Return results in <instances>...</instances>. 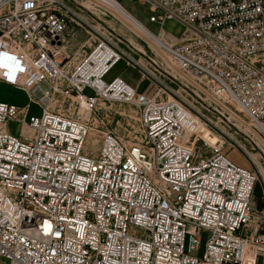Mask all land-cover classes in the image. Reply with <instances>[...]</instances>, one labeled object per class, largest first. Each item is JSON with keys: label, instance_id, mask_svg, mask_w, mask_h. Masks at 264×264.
Returning <instances> with one entry per match:
<instances>
[{"label": "built area", "instance_id": "2783aa9c", "mask_svg": "<svg viewBox=\"0 0 264 264\" xmlns=\"http://www.w3.org/2000/svg\"><path fill=\"white\" fill-rule=\"evenodd\" d=\"M140 2L161 26L155 35L139 21L143 38L264 145V0ZM78 4L0 0V53L23 69L0 67V85L29 99L26 108L0 101V264H246L250 250L261 262L264 233L245 235L254 170L227 157L226 139L211 146L203 138L212 122L191 103L159 101L161 87L148 96L124 78L108 81L124 53L75 14ZM169 20L186 27L184 42L161 39ZM83 24L92 48L64 71L66 34ZM64 97L68 109H50ZM101 101L137 106L144 142L99 130ZM32 105L40 116L30 115ZM12 123L26 133H12ZM94 132L103 139L90 145Z\"/></svg>", "mask_w": 264, "mask_h": 264}, {"label": "rangeland", "instance_id": "374dc122", "mask_svg": "<svg viewBox=\"0 0 264 264\" xmlns=\"http://www.w3.org/2000/svg\"><path fill=\"white\" fill-rule=\"evenodd\" d=\"M74 1L79 3L78 6L81 4V8L75 6L80 9L77 11L82 14V16L84 15V19H86V21L98 32L100 37L103 36L111 40L121 49H128L126 52L127 54L123 52L124 59L122 62L118 64L108 76V81L115 77H121L130 84L141 87L142 90L148 88V90L151 91V86H153L156 92L158 91V87H161L162 91L157 95L159 101L168 102L171 101L173 97H179L191 103L212 122V124H209L210 128H207L204 132L203 138L206 139L211 146L215 145L218 139H226L225 154L227 157L241 168L254 170L258 180L253 200V219L248 224L245 235L252 239L257 233H264V145L253 135L249 128L243 126L240 122L219 108L190 82L179 76L175 70V72H173L172 70L165 69L164 65L167 61L151 44H148L145 38L140 37L132 28L130 29L128 25L101 7L94 6L85 0ZM120 4L155 35L160 33L161 26L150 22L152 12L149 5L141 4L140 0H121ZM88 9L92 10V16H90L89 13L87 15L83 12H87ZM106 21L109 23H106ZM163 28L171 36L179 39H181L180 37L184 34L186 29L183 24L176 20L167 21ZM88 29L89 27L83 24L77 29L71 27L66 34L63 58H66V65L64 66L68 68V70L74 68L92 48L95 38L91 36ZM131 38L136 39L139 46H127ZM128 54L136 61H141L143 66L149 68L156 76L155 79L161 83L154 80V77L149 72H145L144 68H141L140 65L133 62ZM128 63H130V65H128ZM143 73L146 74V79L144 81L142 79ZM0 101L19 107H26L29 104V99L24 92L14 90L6 85H0ZM69 102H71V99H65L64 97L57 100V102H53L49 107L50 109L54 108L55 110L64 112L65 109H68L67 106ZM30 115L40 116V109L32 105ZM94 123L99 130L101 129L100 127H103L104 130L113 132L128 145L143 143L145 140V133L140 119V110L134 104L117 101H101ZM10 128L14 134H19L20 132L26 133V131L16 123H12ZM90 136H93L96 142H101L103 139L101 134L96 132L91 133ZM243 146L258 158L261 168L253 164L251 159L241 148ZM92 154L97 156V149H95ZM201 239V250L196 254L200 258L203 256L209 234L203 233ZM250 255H254L252 250H250ZM263 259L264 258H261V261H263ZM1 261L3 260L0 258V262Z\"/></svg>", "mask_w": 264, "mask_h": 264}, {"label": "bare ground", "instance_id": "6f19581e", "mask_svg": "<svg viewBox=\"0 0 264 264\" xmlns=\"http://www.w3.org/2000/svg\"><path fill=\"white\" fill-rule=\"evenodd\" d=\"M103 5L106 6V8H104L105 10H107L109 13L113 14L115 17H117L118 19H120L122 22H124L126 25H128L130 27V29L132 28L136 33H138L140 35V37H143V30L141 28V25H140V22L137 21L136 19H134L133 15H130L129 13H127L126 11L123 10V6L114 2L113 0H104V2H102ZM142 4V3H141ZM144 5V4H143ZM123 7V8H122ZM77 8V7H76ZM78 9V8H77ZM80 10V9H78ZM82 10V9H81ZM76 15L81 17L82 14H80L77 10L75 11ZM84 13H86L88 15V13L90 14V16H92L93 12L92 10L88 9L87 12L86 11H83ZM84 16V15H83ZM81 17V18H84V17ZM99 16V15H98ZM86 20V19H85ZM106 23H109L108 21H106ZM105 23V24H106ZM161 39L164 40L165 42H168L172 45H175V44H179V43H182L184 42L186 39H187V36H184L183 38L181 37V39L179 38H176V37H173L171 36L169 33H167L166 31H163L162 34H161ZM138 41L134 38H131L130 39V43L127 44V46H133V45H136V46H139ZM149 44V43H148ZM153 47V46H152ZM127 48L125 49H122V51L124 53L127 52ZM64 51H65V46H64ZM127 54V53H126ZM129 57L132 58V60L134 62H136L138 65H140L142 68L145 69V71L149 72L154 78H156V76L154 75V73L152 71H150L149 68H147L146 66H143V64H141V61H136L131 55L128 54ZM165 69L167 70H172L173 72H175L172 68V66L168 63V62H165ZM62 67H65L64 65H62ZM64 71L68 70V68H64L63 69ZM174 76V75H173ZM46 103V102H44ZM46 105V104H45ZM54 109V108H53ZM60 109V108H59ZM55 110V109H54ZM248 131V130H247ZM99 133V132H97ZM89 144L93 145V143H96V139L93 138V136L89 137ZM244 151H245V154L251 159V161L253 162L254 165L258 166L261 168V164L258 160V158L251 153V151H249L245 146L241 147ZM256 253L254 252V256Z\"/></svg>", "mask_w": 264, "mask_h": 264}, {"label": "snow or ice", "instance_id": "6c2138e0", "mask_svg": "<svg viewBox=\"0 0 264 264\" xmlns=\"http://www.w3.org/2000/svg\"><path fill=\"white\" fill-rule=\"evenodd\" d=\"M0 67L8 68L9 72L23 70L22 68H20L19 61H17L16 57L10 56L7 53H0ZM43 228L45 233L48 234L52 231V224L45 221L43 224Z\"/></svg>", "mask_w": 264, "mask_h": 264}, {"label": "crops", "instance_id": "0c3cea01", "mask_svg": "<svg viewBox=\"0 0 264 264\" xmlns=\"http://www.w3.org/2000/svg\"><path fill=\"white\" fill-rule=\"evenodd\" d=\"M127 81V80H126ZM144 81V80H143ZM132 85V84H131ZM132 86H134V85H132ZM135 88H137L141 93H144V94H146V95H148V96H153L155 93H156V89H154L153 88V86H151L152 87V90L150 91V90H148V88H146V89H143L142 90V88L141 87H137V86H134ZM27 107V106H26ZM26 107H22V108H26ZM11 129V128H10ZM259 260V259H258ZM246 264H264V260L263 261H261V262H258L257 263V257L256 256H254V255H248V257H247V259H246Z\"/></svg>", "mask_w": 264, "mask_h": 264}]
</instances>
